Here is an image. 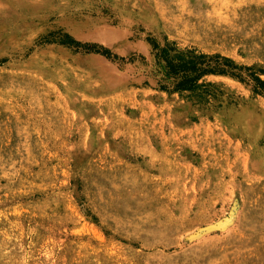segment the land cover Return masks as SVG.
I'll return each instance as SVG.
<instances>
[{
    "label": "rangeland",
    "instance_id": "374dc122",
    "mask_svg": "<svg viewBox=\"0 0 264 264\" xmlns=\"http://www.w3.org/2000/svg\"><path fill=\"white\" fill-rule=\"evenodd\" d=\"M165 39L264 81V0H0V264H264V96Z\"/></svg>",
    "mask_w": 264,
    "mask_h": 264
},
{
    "label": "trees",
    "instance_id": "16d2710c",
    "mask_svg": "<svg viewBox=\"0 0 264 264\" xmlns=\"http://www.w3.org/2000/svg\"><path fill=\"white\" fill-rule=\"evenodd\" d=\"M61 44L69 45L64 41ZM150 54L152 76L160 92L202 98L210 95L208 91L212 87L203 80L205 77L225 76L250 86L254 94L264 96V81L254 76L253 69L238 66L227 58L182 49L166 39L163 43L152 42ZM104 55L109 57L106 52Z\"/></svg>",
    "mask_w": 264,
    "mask_h": 264
}]
</instances>
